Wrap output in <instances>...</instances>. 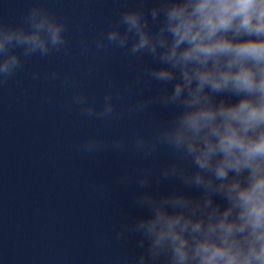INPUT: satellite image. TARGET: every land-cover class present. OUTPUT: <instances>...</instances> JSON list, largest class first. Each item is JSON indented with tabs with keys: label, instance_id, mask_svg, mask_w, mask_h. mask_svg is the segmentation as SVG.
Segmentation results:
<instances>
[{
	"label": "clouds",
	"instance_id": "obj_1",
	"mask_svg": "<svg viewBox=\"0 0 264 264\" xmlns=\"http://www.w3.org/2000/svg\"><path fill=\"white\" fill-rule=\"evenodd\" d=\"M67 25V17L38 3L18 24L0 19V88L13 79L21 84L28 59L67 53ZM93 49H120L151 63L124 90L109 80L99 107L74 91L69 110L99 121L157 106L170 113L131 143L92 136L75 144L80 154L110 147L145 160L161 151L168 156L155 176L150 167L136 173L142 191L134 203L149 214L117 226L114 239L124 245L135 235L141 250L120 264H264V0H136L103 36L81 40L83 54ZM31 78L38 81L41 73ZM43 78L75 87L72 76L58 70ZM142 81L162 88L118 110L124 92ZM153 178L179 187L167 194L143 191ZM128 180L125 175L121 183Z\"/></svg>",
	"mask_w": 264,
	"mask_h": 264
}]
</instances>
